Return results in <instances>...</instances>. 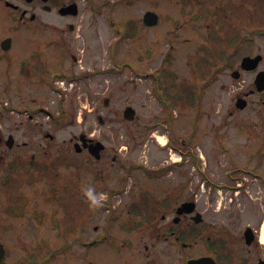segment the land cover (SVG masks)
Returning a JSON list of instances; mask_svg holds the SVG:
<instances>
[{
    "label": "flooded vegetation",
    "instance_id": "obj_1",
    "mask_svg": "<svg viewBox=\"0 0 264 264\" xmlns=\"http://www.w3.org/2000/svg\"><path fill=\"white\" fill-rule=\"evenodd\" d=\"M80 2H99L103 11L123 3L137 7L151 3L139 21L121 25L124 31L136 29L137 35L143 28H162L164 16L156 6L166 4L172 9L166 18L174 26L163 33L169 45L168 61L175 59L174 39L180 29L190 35L186 42L192 40L191 35L195 40L205 37L209 42L198 45L186 57L197 63L211 61L210 57L215 61L213 65L203 62L215 69V74L206 70L208 76L204 73L203 78L213 75L217 81L218 112L221 119L228 120L218 131L220 144L242 139L254 151L247 162L264 167L260 153L264 145V0H0V97L6 96L9 112L5 119L0 111V264H264L263 218L256 224H244L239 217L222 215L218 195L226 189L220 184L222 175H215L216 182L214 176L199 172L202 186L192 185V173L176 168L184 165L182 158L164 168H142L141 178L146 182L163 179L159 185L139 187L137 193L132 191L137 187L126 185V175L97 184L99 174L106 170L95 169V165H108L111 154L104 144L101 158L96 159L90 147L99 140L89 132L82 130L62 142L72 149L71 155L54 160L53 154H48L47 143L56 140L47 131L55 124L45 95L48 64L44 42L32 51L28 47L30 30L45 36V12L56 9L61 13L75 5L72 12L61 15L78 17ZM95 12L101 13L99 9ZM148 12L158 15L155 26L146 24ZM74 30L70 24L69 31ZM209 43L215 45V56ZM202 51H209L210 57L202 56ZM60 65L53 71L56 80L79 79L87 85L93 76L90 69L69 70ZM153 76L156 97L165 107L158 96V72ZM187 89H183L184 97L189 94ZM29 93L36 95L33 107L22 99ZM88 112L92 114L93 109ZM169 126L174 132L175 127ZM167 145L186 155L174 140ZM117 160L118 154L112 165ZM233 162L237 164L235 157ZM49 167L67 168L69 176L56 179ZM236 169L240 174L264 177L259 171ZM240 184L232 189H241ZM90 187L96 197H104L101 203L89 198L86 189ZM240 224L244 228L240 229Z\"/></svg>",
    "mask_w": 264,
    "mask_h": 264
},
{
    "label": "rangeland",
    "instance_id": "obj_2",
    "mask_svg": "<svg viewBox=\"0 0 264 264\" xmlns=\"http://www.w3.org/2000/svg\"><path fill=\"white\" fill-rule=\"evenodd\" d=\"M80 5L78 17H63L56 9L45 12V36L39 37L30 30L28 47L32 51L33 47L38 49L40 41L44 42L45 61L48 64L45 95L47 109L55 115V124L48 127L47 131L56 137L55 142L47 143L48 154H53L54 160L58 159L59 155H71L72 149H68L62 142L82 130L89 132L105 144L111 154L107 167L104 163L95 165V169L105 167L106 170L105 174H99L97 184L105 185L109 179L126 175V185L137 187L132 190L137 193L139 187L156 186L161 184L160 180L163 179L160 177L155 178L152 183L146 182L141 178V170L164 168L183 158L184 165L176 168L192 173V185L202 186V183H199L202 177L197 175L199 172L214 176L212 179H216V182L218 179L215 175H222L223 182L219 183L226 188L221 189L218 194L224 209L222 215L228 218L239 217L244 224H256L262 217L264 237V177L251 173L240 174L236 171L239 166L246 171H259L257 173L264 176V167H258L255 162H247L248 154L254 151L245 146L242 139L223 141V144H220L222 140L218 131L227 125L228 120L221 119L218 112L217 81L213 75L207 80L203 78L204 73L207 75L206 70L210 69L212 74H215L213 66L203 64L215 63L214 59L206 54L210 51L215 56L216 50L212 49L215 45L209 43V51H202V56L210 57L211 61H188V52L209 41L200 36L196 42L195 36L191 35L192 40L186 42L185 38L190 37L187 36V31L180 29L178 32L176 29L179 35L174 39L177 48L174 52L175 59L168 61L169 45L163 33L174 29V26L166 18L172 14V9L166 7V4L164 6L163 3H158L156 6L164 16L162 28L157 27V31L143 28L139 35L136 34L135 38L130 39L122 37V23L139 21L142 13L151 7V3L143 2L139 7L123 3L112 11H103L99 2H80ZM95 9H99L101 13L96 14ZM70 24L74 25V32L69 31ZM194 40L196 44H192ZM71 61H74V65H71ZM57 63L64 64L63 67L69 70L74 67L79 70L81 67L90 69L93 76L87 85L79 79L73 82L65 78L56 80L53 78V71L62 67L59 64L56 67ZM164 70L165 73L162 72ZM157 72L162 92L168 86L174 91H179L178 94H183V89L187 87V90L198 94V106L190 107L186 99L184 105L183 101H180L175 106V99L170 95L174 92L171 90L168 103L179 110L173 113V109L168 111L163 107L155 94L156 83L153 75ZM33 98H36V95L29 93L22 99L26 106L33 107ZM106 98L110 101L109 105L105 104ZM6 103V96H1L0 111L5 119L9 114L5 108ZM128 106L137 111V119L133 122L126 121L123 117ZM92 109L93 113L89 115L88 111ZM221 115L225 116L223 113ZM99 116L103 117L104 124L100 123ZM14 117L20 118L17 114ZM47 122L49 125L48 118ZM169 124L175 127L174 132ZM173 140L174 145L185 151L186 155L182 156L179 150H171L167 144H161V141L169 143ZM260 153L264 155V145ZM116 154L118 160L112 165ZM234 157L237 164L233 162ZM49 169L51 176H57L56 179L69 176L67 168ZM241 180L244 181L243 184H240ZM237 184L242 185V188L233 190L234 186L238 187ZM239 228L244 226L240 224Z\"/></svg>",
    "mask_w": 264,
    "mask_h": 264
},
{
    "label": "water",
    "instance_id": "obj_3",
    "mask_svg": "<svg viewBox=\"0 0 264 264\" xmlns=\"http://www.w3.org/2000/svg\"><path fill=\"white\" fill-rule=\"evenodd\" d=\"M75 5H72L68 8H64L61 10V13L63 15H67L69 14L68 12H72L75 9ZM73 14H77L76 12H74ZM146 24L149 26H155L158 23V15L154 12H148L146 14ZM72 29V28H71ZM106 105H109V99H106L105 101ZM124 119L126 121L129 122H133L136 120V110L133 107H127L126 110L124 111ZM99 121L101 124H104L105 121L102 118V116L99 117ZM104 149V146L102 145L101 142H97L95 145L90 147L91 153L97 158L99 159L101 157V151ZM196 264H198L199 262L196 261L194 262Z\"/></svg>",
    "mask_w": 264,
    "mask_h": 264
},
{
    "label": "trees",
    "instance_id": "obj_4",
    "mask_svg": "<svg viewBox=\"0 0 264 264\" xmlns=\"http://www.w3.org/2000/svg\"><path fill=\"white\" fill-rule=\"evenodd\" d=\"M126 32L123 33V36L126 38H135L136 36V29H133L131 27H128L126 30ZM171 72V71H170ZM172 73V72H171ZM173 91V94H170V91ZM181 93V94H180ZM178 94L177 91H174L173 89H170L168 86L166 87V89L162 92L161 89L159 91V96L161 98V100L165 103V104H169V97L170 95H172L175 99V106L177 103H179L180 101H183L184 99V94H182V92H180ZM170 94V95H169ZM188 101L187 103L190 105V107L196 108L199 104V102L196 103V100H198V94L193 93L192 91H189V95H188ZM199 101V100H198ZM174 107V106H173ZM172 107V108H173Z\"/></svg>",
    "mask_w": 264,
    "mask_h": 264
},
{
    "label": "clouds",
    "instance_id": "obj_5",
    "mask_svg": "<svg viewBox=\"0 0 264 264\" xmlns=\"http://www.w3.org/2000/svg\"><path fill=\"white\" fill-rule=\"evenodd\" d=\"M87 193H88V196L89 198L93 201V203H96V204H99L102 202V200L104 199L103 196H100V197H96L93 192L94 190L90 187L88 189H86Z\"/></svg>",
    "mask_w": 264,
    "mask_h": 264
},
{
    "label": "bare ground",
    "instance_id": "obj_6",
    "mask_svg": "<svg viewBox=\"0 0 264 264\" xmlns=\"http://www.w3.org/2000/svg\"><path fill=\"white\" fill-rule=\"evenodd\" d=\"M161 144H162V145H165V142H164V141H161ZM263 239H264V237H263Z\"/></svg>",
    "mask_w": 264,
    "mask_h": 264
}]
</instances>
